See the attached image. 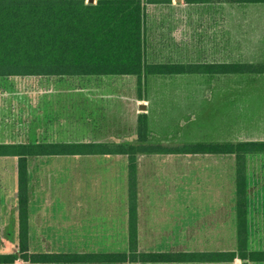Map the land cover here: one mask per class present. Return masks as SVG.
<instances>
[{
  "label": "rangeland",
  "instance_id": "rangeland-1",
  "mask_svg": "<svg viewBox=\"0 0 264 264\" xmlns=\"http://www.w3.org/2000/svg\"><path fill=\"white\" fill-rule=\"evenodd\" d=\"M147 21L148 62H264V3L195 5L173 0L171 4H150ZM184 87L187 95H162L165 88ZM157 92L161 95H155ZM139 102L146 108L140 109ZM148 103L151 143L177 146L264 140V73H231L141 78L0 77V142L41 139L137 143L138 114L148 111ZM138 158L140 250L237 249L235 154L155 153L139 154ZM36 162L50 169L42 172L39 166V174H44V181L41 178L39 183L91 185V189H97L96 195L101 192L116 201L112 209L95 210L120 213L121 194L128 193L123 191L129 178L127 155L39 156L31 160V168ZM75 162L80 165L74 166ZM258 163L263 165L260 172L256 171ZM248 166L250 208L254 209L252 202H264V155L249 156ZM30 176L31 183H37L36 172L30 170ZM99 185L107 188L98 189ZM3 194H7V201L15 199L17 225L11 239L0 240V253H12L19 250L16 156H0ZM36 195H30L32 252H112L110 244L118 248L113 252L129 250V233L122 241L70 240L63 233H36L34 226L41 210V199ZM257 208L250 216L257 215L253 224L259 238L255 242L251 239V247L264 249V207ZM53 210L59 218L66 216L62 215L66 211L63 208L47 209L49 213ZM104 243L106 251L95 249Z\"/></svg>",
  "mask_w": 264,
  "mask_h": 264
},
{
  "label": "trees",
  "instance_id": "trees-1",
  "mask_svg": "<svg viewBox=\"0 0 264 264\" xmlns=\"http://www.w3.org/2000/svg\"><path fill=\"white\" fill-rule=\"evenodd\" d=\"M173 0H0V77H101L183 73H264V62H148L150 4ZM188 4L264 3V0H186ZM142 99V97L140 98ZM138 142L25 139L0 142V156L18 159L19 250L0 253V264L264 262L251 247L249 156L264 154V140L151 143L149 115L138 114ZM235 154L238 247L232 250L142 251L138 230V154ZM126 154L129 157V250L32 252L30 248L31 157Z\"/></svg>",
  "mask_w": 264,
  "mask_h": 264
},
{
  "label": "crops",
  "instance_id": "crops-1",
  "mask_svg": "<svg viewBox=\"0 0 264 264\" xmlns=\"http://www.w3.org/2000/svg\"><path fill=\"white\" fill-rule=\"evenodd\" d=\"M183 74H199V73H183ZM158 89V90H163ZM162 95H187L188 89L186 87L180 89H166ZM155 95H161L160 92L155 93ZM146 99V98H144ZM149 101V98L147 99ZM141 101V100H140ZM141 103V102H139ZM142 104V103H141ZM148 115H149V124H151V113H150V103H148ZM141 109V108H140ZM166 120H169V117ZM139 154H155V153H139ZM138 154V155H139ZM159 154H168V153H159ZM176 154V153H173ZM114 156V155H126V154H88V155H80V156ZM171 155V154H170ZM264 155V154H263ZM51 156V155H46ZM54 156V155H53ZM128 156V155H127ZM6 157V156H5ZM39 156L31 157V160H35ZM138 157V156H137ZM85 160V159H83ZM139 160V158H138ZM76 164L80 165V162H75L73 165ZM263 166L262 164L257 165L256 171L260 172L263 169L260 167ZM39 166L41 171L44 172L45 170L49 169V165L47 168L44 167L43 163H32V168L30 169L31 172L35 171L36 182L38 183H31V190L30 195L31 197L35 198V194L39 195L40 205L38 208L41 210L38 212L37 219L34 226V231L39 234H43L47 236V234L57 235V234H66L68 239L72 240H84V239H95L97 241H118L124 240L125 234L129 233V178H128V188L126 187L123 191H127V195L121 194L122 198H120L121 202V211L118 213L117 211H108V212H100V208L108 207L112 209L116 201H113L111 198L108 200L107 195H103L99 192V195H96L97 189H91V185L87 184H80L76 185L75 183H69L68 185H58V184H49V183H39L41 178L43 179V175L39 174ZM139 167V162H138ZM50 170V169H49ZM80 171V170H79ZM139 171V170H138ZM139 175V174H138ZM42 181V180H41ZM44 181V179H43ZM262 182L264 183V178H262ZM264 185V184H263ZM107 188L106 186L99 185L98 189L100 188ZM264 189V187H262ZM93 190V191H92ZM3 193H6V188L3 187ZM108 191V190H107ZM256 191V190H255ZM61 193L59 196H56V193ZM94 192V193H93ZM36 195V196H37ZM60 199L61 201H57ZM251 201V200H250ZM60 202V203H56ZM15 199L10 198L7 201V194L0 195V240H9L12 237L13 231L16 228L17 220L15 217ZM57 204V205H55ZM107 205V206H106ZM252 207L250 213L254 210L260 209L264 207V202L261 200L259 202H252ZM31 208V202H30ZM48 208H63L66 215L64 218H59V214H57L53 210L52 213L47 211ZM117 208V207H116ZM44 209V210H43ZM121 217H118L119 215ZM32 216H30V237L33 233V223H32ZM253 218H257L255 213V217L250 216V235L253 242L259 237L257 236V230L255 229V225L253 224ZM53 226L50 228V226ZM138 230H139V217H138ZM179 240V239H177ZM181 240V237H180ZM111 247L114 249V246L110 244ZM97 250H107V244H100L95 246ZM177 251V250H174ZM240 260V259H237ZM236 260V261H237ZM234 261V262H236ZM242 264V260L239 261ZM17 264H24L22 261H17ZM213 264L215 262H192L189 264ZM228 263V262H227ZM56 264H64V263H56ZM74 264H125V263H74ZM141 264V263H140ZM188 264V263H185ZM252 264V263H251ZM253 264H264V262H253Z\"/></svg>",
  "mask_w": 264,
  "mask_h": 264
},
{
  "label": "water",
  "instance_id": "water-1",
  "mask_svg": "<svg viewBox=\"0 0 264 264\" xmlns=\"http://www.w3.org/2000/svg\"><path fill=\"white\" fill-rule=\"evenodd\" d=\"M90 1H94V0H90ZM141 109H145L146 108V104L145 103H142L141 106H140Z\"/></svg>",
  "mask_w": 264,
  "mask_h": 264
}]
</instances>
